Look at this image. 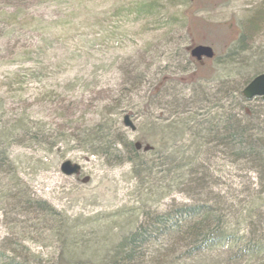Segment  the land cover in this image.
I'll return each mask as SVG.
<instances>
[{
	"label": "rangeland",
	"instance_id": "374dc122",
	"mask_svg": "<svg viewBox=\"0 0 264 264\" xmlns=\"http://www.w3.org/2000/svg\"><path fill=\"white\" fill-rule=\"evenodd\" d=\"M260 8L264 0H0V119L23 118L35 131L50 128L40 142L52 146L48 151L18 140L10 151L17 171L3 183H20L23 193L46 204L75 234L52 232L31 215L6 216L0 204V243L24 238L30 252L49 264L58 256L66 264H104L109 250L145 215L190 205L180 181L161 180L156 162L144 165L159 158L144 157V148L165 143L172 130L165 129L166 119L181 113L184 99L213 90L216 82H243L260 69L254 61L264 49L255 50V41L232 53L244 21ZM196 46L210 47L214 58L196 62L189 54ZM34 64L45 67L42 83L29 76ZM75 79L82 90L77 82L66 88ZM199 99L193 108L204 105ZM172 100L180 109L171 107ZM244 109L257 113L264 130L261 100ZM126 114L136 131L123 126ZM100 125L124 143L138 144L135 164L123 162L122 142L112 153L90 140L70 141ZM176 133L183 142L189 136L180 127ZM64 161L79 165L80 172L63 176ZM212 166L215 197L231 203L233 194L244 199L254 190L261 201L256 210L264 214L261 167L241 171L242 164L226 156ZM260 220L258 226L228 217L226 234L200 255L203 264H264V217ZM175 256L186 264L194 258Z\"/></svg>",
	"mask_w": 264,
	"mask_h": 264
},
{
	"label": "trees",
	"instance_id": "16d2710c",
	"mask_svg": "<svg viewBox=\"0 0 264 264\" xmlns=\"http://www.w3.org/2000/svg\"><path fill=\"white\" fill-rule=\"evenodd\" d=\"M254 41L258 43L255 50L264 49L262 8L251 12L244 21L232 53L243 52ZM260 61H264L263 53L256 54L254 63L259 65L260 69L255 71L251 78L243 82L234 80L231 85H225L222 81L216 82L213 90H202L203 92L197 96L200 98L198 103L204 104L201 108L192 107L197 101L194 93L189 99L183 100L185 108L180 111L181 113L173 114L171 120L166 119L165 129L168 127V130H172L164 136L165 143L161 139L160 145L156 144L158 147L150 145L147 151H143L144 157L157 155L159 158L143 162L146 167L149 163L156 162L157 166L162 168V172H166L162 175H165L167 180L180 181L179 185L184 186V193L190 198V205H182L157 216L145 215L144 221L135 228V233L126 238L122 237L119 244L109 250L104 264H186V259H177L175 254L194 257L191 258L192 264H203L205 258L200 255L211 249L226 234L223 223L227 225L228 217L231 221L246 219L249 223H256L259 226L260 218L264 217V214L256 210L261 201L255 197V191L251 190L244 199H239L241 193L237 195L235 193L231 196V203L222 198L221 201L219 196L215 197L216 195L212 193V188L216 184L211 169L214 160L226 156L240 162L241 171L261 167L264 173V130L257 113L244 109L251 101H246L241 95L243 87L254 76L264 72V66ZM44 70V66L34 64L28 73L35 83H42L40 78L43 77ZM77 80L68 83L66 88L75 87L74 83L77 82L76 88L82 90L84 85ZM59 104L61 106L60 102ZM170 105L172 108L177 105L176 110L180 109L176 100H172ZM3 116L6 120L0 119V204L5 208L4 214L7 216L9 211H15L31 215L34 219L46 223L50 231L61 233L63 230L64 235L73 238L75 234H69L70 231L65 228L66 220L57 217L58 214L46 204L36 202L34 196L23 193L20 183L17 185L14 182L10 185L3 183L10 174L14 175L17 171L14 159L10 157L11 146L17 144L19 140L31 144L30 147L50 151L51 144L40 142L41 138L49 137L45 133L50 131V128L46 129L45 126L38 131L31 130V127H26L21 121L23 118L14 120ZM70 122L71 119H67V123ZM176 127H180L183 134L185 132L189 134L184 142L177 138ZM30 130L33 133L29 132ZM88 140L97 145L102 141L104 146L102 147L103 144L100 146L101 150L112 153L122 142L127 157L132 149H137L136 143H124L125 140L114 136L105 125L89 129L87 135H81L77 140L70 139L80 145L84 142L86 145ZM129 160L135 164L137 159ZM220 209L223 216L220 215L222 211L219 213ZM240 210L241 214L238 212ZM38 212L42 215H37ZM245 212L248 217L243 216ZM23 242L24 238L17 239L12 244L7 241L1 242L0 264H43L44 260L35 257ZM55 264L66 263L62 256H58Z\"/></svg>",
	"mask_w": 264,
	"mask_h": 264
},
{
	"label": "water",
	"instance_id": "95a60500",
	"mask_svg": "<svg viewBox=\"0 0 264 264\" xmlns=\"http://www.w3.org/2000/svg\"><path fill=\"white\" fill-rule=\"evenodd\" d=\"M191 58L200 61L202 58L211 59L213 57V51L210 47L196 46L189 51ZM242 96L245 100L251 101L254 98H260L262 104H264V73L255 76L242 90ZM122 124L129 131H136V127L130 120L129 115H125L122 119ZM138 148V144H135ZM148 148L145 147L144 151ZM59 172L65 177H72L80 172V167L77 164H73L70 161H64L59 166ZM77 264H91V263H77Z\"/></svg>",
	"mask_w": 264,
	"mask_h": 264
},
{
	"label": "bare ground",
	"instance_id": "6f19581e",
	"mask_svg": "<svg viewBox=\"0 0 264 264\" xmlns=\"http://www.w3.org/2000/svg\"><path fill=\"white\" fill-rule=\"evenodd\" d=\"M241 95H242V91H241ZM243 97V96H242ZM254 99H252L251 101H253ZM247 101V100H246ZM101 144H100V146L103 144V142L101 141L100 142ZM128 144V143H127ZM104 146V144L102 145V147ZM137 153V150H135V149H132V152L131 153H129L128 154V157H127V155H126V157L124 158V161L123 162H126V163H131L132 161H130L129 159H134V156H135V154ZM119 159H121V158H119ZM123 159V158H122ZM122 161V160H121ZM136 162H137V160H136ZM135 162V163H136ZM120 163V162H119ZM166 172L165 171H163L161 174H165ZM161 177L162 178H165V175H161ZM136 232V229H133V230H131V231H129V232H127L126 234H124L122 237H127L128 235H131V234H133V233H135ZM121 237V238H122ZM120 238V239H121ZM45 262H43V264H44Z\"/></svg>",
	"mask_w": 264,
	"mask_h": 264
}]
</instances>
